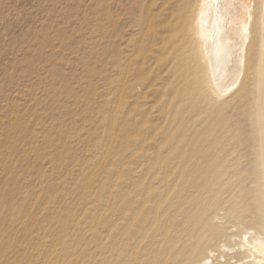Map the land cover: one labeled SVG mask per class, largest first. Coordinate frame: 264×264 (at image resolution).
Here are the masks:
<instances>
[{"label":"bare ground","instance_id":"1","mask_svg":"<svg viewBox=\"0 0 264 264\" xmlns=\"http://www.w3.org/2000/svg\"><path fill=\"white\" fill-rule=\"evenodd\" d=\"M134 26L117 135L135 167L86 184L108 197L94 264H264V0H150ZM84 247L63 263L91 264Z\"/></svg>","mask_w":264,"mask_h":264},{"label":"rangeland","instance_id":"2","mask_svg":"<svg viewBox=\"0 0 264 264\" xmlns=\"http://www.w3.org/2000/svg\"><path fill=\"white\" fill-rule=\"evenodd\" d=\"M149 1L0 0V264H64L70 244L100 261L91 225L108 197L86 184L135 167L117 135L118 59L132 62Z\"/></svg>","mask_w":264,"mask_h":264}]
</instances>
